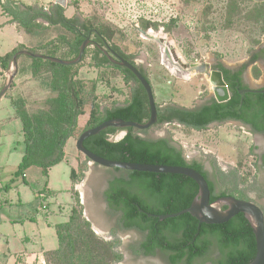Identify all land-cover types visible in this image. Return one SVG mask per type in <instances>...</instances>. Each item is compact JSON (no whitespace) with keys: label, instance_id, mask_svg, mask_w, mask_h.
Instances as JSON below:
<instances>
[{"label":"rangeland","instance_id":"rangeland-1","mask_svg":"<svg viewBox=\"0 0 264 264\" xmlns=\"http://www.w3.org/2000/svg\"><path fill=\"white\" fill-rule=\"evenodd\" d=\"M65 15L79 16L110 44L134 55L145 68L160 105L194 107L212 95V85L204 73L190 79L173 75L163 62L161 46L144 38L135 25L166 36L186 63L222 61L238 66L264 44V0H70ZM27 30L34 36L33 46L26 49L65 60L76 58L70 46L80 38L63 26L39 22ZM94 51L90 45L79 63L66 67L29 56L18 58L13 81L0 101V174L7 178L17 169L25 148L23 125L21 129L14 115L26 122V136L47 161L61 150L64 159L48 175L31 166L25 181L13 174L11 179H2L4 185L9 184L6 197L22 203V212L36 207L41 217L68 221L57 224L62 246L47 255L48 264H168L162 254L151 258L130 251L139 233L117 228V214L106 206L104 190L112 179L126 173L94 163L77 149L79 136L102 118L106 108L129 102L135 85L119 68L98 65ZM7 70L5 84L14 72L13 61ZM247 75L252 85L264 84V68L250 65ZM69 83L79 99V115L74 132L61 148L72 113ZM124 134L119 131L112 138ZM140 134L151 139L174 137L189 161L205 158L208 168L223 169L221 187L230 186L229 192L264 210V168L259 164L264 156V134L253 135L234 123L199 131L163 124Z\"/></svg>","mask_w":264,"mask_h":264},{"label":"trees","instance_id":"trees-1","mask_svg":"<svg viewBox=\"0 0 264 264\" xmlns=\"http://www.w3.org/2000/svg\"><path fill=\"white\" fill-rule=\"evenodd\" d=\"M1 5L5 13L12 16L15 22L27 29L32 24L38 23V20H41L47 23V26L61 25L68 31L77 35L80 38L79 42L71 44L70 46L71 52L76 55V57L79 54L81 44L93 31V29L90 28V26L79 16L76 15L68 18L65 15V8L58 4H53L48 9L38 5L26 8L17 1L1 0ZM95 33V38H93V41L90 42L89 46L91 44H94L95 46L94 58L97 64L100 66L112 65L119 68L127 77L135 82V85L131 87L129 102L121 106L106 108L102 113V118L91 127L114 118H121L126 121H135L139 123L146 122L150 117V107L144 87L129 69L111 64L104 56L101 46L104 47L110 45L125 58L131 59L134 58V55L125 54L118 46L110 44L100 33L96 31ZM23 49H25V47L22 46L8 54L2 59V65L7 68L9 63L13 61L14 55ZM22 56L28 55H19L18 58ZM33 59L35 61H49L53 64L65 67L71 66L42 58ZM140 70L148 78L147 73L143 72L142 69ZM224 72L226 82L231 92V98L227 102L219 103L216 100H213L211 103L200 108H189L173 103H167L164 105L157 103V125L177 123L187 128L202 130L208 128V126L215 121H222L224 119H242L243 122L248 123L253 127L254 132H264V124H258L256 122V118L259 119L260 116L264 115V108L253 113L252 117L245 116L246 108L249 104L251 105L252 102L250 96L244 98L243 106L239 111L233 110L240 105L241 95L239 89L236 88L235 83L227 78L229 71L225 69ZM237 78H239L238 75ZM67 90L71 95L72 113L70 124L62 136L60 143L61 148L66 145L68 139L74 132L79 115V99L76 95L74 85L69 83ZM72 91H74L75 96L78 99V107L75 98L72 96ZM20 119L25 134V152L17 170L15 171V176L24 177L26 170L31 166L40 167L43 173L48 175L52 167L63 161L64 152L61 150V153L57 157L47 161L40 149L36 147L28 136H26V129H29V127L21 117ZM119 131H125L124 136L119 140H111L110 137ZM146 131L147 129L139 130L135 127L124 129L108 127L105 130H102L99 134L87 138L84 141V146L95 154L111 160L190 166L202 172V165L200 163L194 162L193 164H189L184 157L183 150H178L175 146L171 145L168 139H148L140 134L141 132ZM114 169L117 171H124L127 176L116 177L111 181L110 185L114 189H112L111 192H108V198L113 207L116 209H123V211H125V216L130 218L126 222V226L128 227L136 226L142 230L150 229V224L148 222L150 215L144 212H139L140 210L138 207L133 206L134 202L139 203L141 208L147 212L172 214L188 208L199 191L198 184L185 175L129 171L119 168ZM182 179H185V185L187 184L186 182L188 179L192 181L191 183L194 184V186L190 191L185 190V201L181 207L174 206L170 208H157L151 204V198L160 200L162 197L165 200L169 197V199L181 200L182 194L180 188ZM209 186L211 190V202L217 200L221 196H235L233 193L229 192V190L217 192L213 183H210ZM133 188H136L142 194L146 193L149 196L143 197L140 193L133 192ZM235 197L245 199L244 197ZM137 218H140L141 220L137 221ZM67 223L68 221L63 222L60 226ZM165 225L170 227L175 233L180 231L185 232V238L183 239L180 238L175 241L167 242L168 240H166L165 237L158 243L160 249L173 252L171 259L175 263H178L182 259L181 250L185 253V264H192L193 257L205 254L210 245L213 244L222 253L220 261L215 264H248L255 258L256 238L252 226L244 213H239L228 222L222 224H200L195 217L186 213L177 217L168 218ZM160 227H163V225L160 224ZM59 236L61 237L60 232ZM68 245V251H70L72 258L74 247L72 243ZM147 251L150 252L151 248H147ZM70 264H72V262H70Z\"/></svg>","mask_w":264,"mask_h":264},{"label":"water","instance_id":"water-1","mask_svg":"<svg viewBox=\"0 0 264 264\" xmlns=\"http://www.w3.org/2000/svg\"><path fill=\"white\" fill-rule=\"evenodd\" d=\"M53 1L55 4L61 5L64 8H67L70 5V0H53ZM135 28L140 32V34L144 38L154 41L161 46V50L163 52V62L165 66L173 73V75H175L178 78L190 79L193 74H200V73L207 74L210 84L212 85V91H213L212 95L214 99L219 103L227 102L230 99L231 92L229 90L227 82L223 77L222 71L216 69H209L208 62L186 63L184 59L179 55V53L175 51L172 42L167 41L166 36L162 37L160 35H155L150 30H145L144 28L138 25H135ZM90 42H91V33L83 41V43L80 46V51L78 56L73 60H65L59 57L48 56L41 53L30 51L28 49L20 50L13 57L14 72L8 78V81L5 84L4 88L2 89L0 96L2 97L6 93V91L8 90V88L10 87L13 81L14 75L17 70V64H18L17 62L19 55H28L32 58H42L63 65H74L82 60L85 54V50L86 48H88ZM109 59L115 65L129 69L136 76V78L141 83V85L144 87L148 97V103L150 107V117L144 123H139L135 121H126L121 118L106 120L97 126L85 130L77 139L76 142L77 149L80 152H82L92 162L105 167L119 168L129 171L180 174L190 177L199 186L198 194L193 199L191 205L188 208L181 210L177 213L161 216L160 219L177 217L189 213L193 217H195L200 222V224L201 223L222 224L231 220L235 215L239 213H244L252 226L256 238V255L255 258L248 264H264V211L261 208V206L258 205L257 203L251 200L237 198L232 195L221 196L217 200L211 202V190L207 179L201 172L190 166L134 163V162L111 160L95 154L94 152L90 151L84 146V141L87 138L99 134L102 130H105L108 127H116L120 129L135 127L136 129L139 130H146L153 127L158 122L157 102L155 99L153 86L151 84L149 77L147 78L138 69L137 66L133 65L123 57H120L119 61L113 59L110 56ZM246 92H264V89L239 90V93L242 96V100L240 105L234 108L233 110L240 109L243 103V97ZM72 96L73 98H75L78 107V99L75 96L74 91H72Z\"/></svg>","mask_w":264,"mask_h":264},{"label":"flooded vegetation","instance_id":"flooded-vegetation-1","mask_svg":"<svg viewBox=\"0 0 264 264\" xmlns=\"http://www.w3.org/2000/svg\"><path fill=\"white\" fill-rule=\"evenodd\" d=\"M93 34H96L95 31H92V33H91V41H93L92 40ZM101 49L103 51L104 56L113 65H115V64L112 61H110L109 56L112 57L113 59L117 60V61H119L120 57L125 58L122 54H120L117 50L113 49L110 45H106L104 47L101 46ZM125 59L128 60L133 65L137 66L139 70L142 69V71L146 73L145 68L143 66H140L138 64V62L135 60V58H131V59L125 58ZM250 65L251 66L258 65L261 68H264V44L261 45L258 49L254 50L251 53L248 62L242 63L241 65H238V66H227L222 61H216V62H213L212 64L209 63L208 68L222 71L225 81H226V78H225L226 76H225L224 70L227 69L229 71V73L227 74V78L230 81H233L236 85V88L239 90H242V89L262 90V89H264V84L252 85L250 83L248 75H247V69ZM237 75L239 78H237ZM247 96L248 97L250 96V99H252V102H251V105L249 104L248 107L246 108L245 116L246 117H252L253 113H255L256 111H258L261 108H264V92H246L244 97H243V101H244V98ZM213 100H215L213 95H208L205 98H203V100H201L200 103L196 104L194 107H191V108H200L206 104L211 103ZM241 100H242V96H241ZM242 106H243V103H242L241 107ZM241 107H240V109H241ZM256 120H257L256 122L258 124H264V115L260 116L259 119L256 118ZM223 123H234V124L243 126L253 135L264 134L263 131L254 132L253 127L250 124L243 122L242 119H224L222 121H215V122L211 123L209 126L220 125ZM156 125L157 124H155L154 126H156ZM162 138L168 139L170 141L171 145L175 146L178 150H183V153H185L182 144L177 142L174 139V137L167 136V137H162ZM148 139H151V138H148ZM184 157L188 161L189 164H193L194 162H197V163H200L202 165V172L201 173L207 179L208 184H210V183L214 184L215 190L217 192L225 191V190L227 191L229 189L230 186H227L225 188L221 187L222 186V183H221L222 182V177H221L222 172L221 171L223 169L218 170L215 167L208 168L209 165L206 162L205 158H202V159L196 158L194 160L189 161L186 158L185 154H184ZM259 164L264 168V156H260ZM114 179H112V180H114ZM111 181L109 182L108 186L104 190L103 197H104V201L106 203L107 208L111 212H114L117 214V221H116L117 222L116 223L117 228H119L123 231L135 230L139 233V236L136 237V244L137 245L135 246V248H133L130 251H134L135 253L140 254L144 257H151V258L155 257L158 254H162L166 257L168 264H185V253L183 250L180 251L182 254V259L178 263H175L171 259L173 252L164 251L158 247L159 241L164 239L165 237H166V240H168L167 242L175 241V240H178L180 238H182V239L185 238V232L180 231L178 233H175L174 231L171 230L170 227H167L165 225V222L168 220V218L160 219V217L167 215V213L147 212V211L143 210L141 208L140 204L137 202H134L133 206L138 207V209L140 210L139 212H144V213H147L148 215H150L149 216L150 219L148 220V222L150 224V229L142 230L136 226H133V227L126 226V222L130 218L125 216V211H123V209H116L115 207H113L111 205L109 198H108V192L109 191L111 192L112 189H114L110 185ZM189 181L190 180L187 179V182H186L187 184L185 185V179L181 180V182H182L181 188H180L181 194H182L181 200L169 199V197L165 200L162 197L160 198V200L155 199V198H151V200H150L151 204L157 208L158 207L159 208L160 207L161 208H164V207L170 208V207H174V206L175 207H181L185 201V190L190 191L194 186V184L191 183L192 181H190V182ZM132 191L135 193H140L141 195H143V197L149 196L146 193L142 194L136 188H133ZM136 220L139 221L141 219L137 218ZM160 224L163 225V227H160ZM147 248H151V251L148 252ZM221 257H222L221 251H219V249L213 244V245H210V247L208 248V250L205 254L193 257L192 264H215L218 261H220Z\"/></svg>","mask_w":264,"mask_h":264},{"label":"crops","instance_id":"crops-1","mask_svg":"<svg viewBox=\"0 0 264 264\" xmlns=\"http://www.w3.org/2000/svg\"><path fill=\"white\" fill-rule=\"evenodd\" d=\"M13 1L21 3L26 8L38 5L48 9L51 5L55 4L52 0H48L47 2H37L36 0ZM39 22L43 21L38 20ZM33 36V33L29 32L26 27L19 25L14 21L12 16L5 13L0 4V90L5 86L7 69L9 67L6 68L2 65V59L22 46L25 49L26 47H32ZM35 42H37L36 38ZM11 63L12 61L9 65ZM14 119L16 122L19 120L22 129L20 119L16 115H14ZM177 125L182 126L180 124ZM182 127L184 129L187 128ZM182 132L183 137H185V131ZM24 152L25 148L23 154ZM15 171L9 173L10 176H7V178H3L0 174V264H48L47 255L60 251L62 246L57 224L66 222V220L54 222V220L41 217L36 207H30L28 210H23L22 212V203H17L10 198L8 199L6 193L9 184L4 185L5 183H2V179H11L12 174L15 177ZM22 178L24 181L26 180V172ZM54 216L57 217V215Z\"/></svg>","mask_w":264,"mask_h":264},{"label":"built area","instance_id":"built-area-1","mask_svg":"<svg viewBox=\"0 0 264 264\" xmlns=\"http://www.w3.org/2000/svg\"><path fill=\"white\" fill-rule=\"evenodd\" d=\"M115 135H117V134H115ZM112 137H114V135H112L111 138H110L111 140H114ZM121 138H122V137H121ZM115 140H119V139H115Z\"/></svg>","mask_w":264,"mask_h":264},{"label":"bare ground","instance_id":"bare-ground-1","mask_svg":"<svg viewBox=\"0 0 264 264\" xmlns=\"http://www.w3.org/2000/svg\"><path fill=\"white\" fill-rule=\"evenodd\" d=\"M120 135V134H119Z\"/></svg>","mask_w":264,"mask_h":264}]
</instances>
